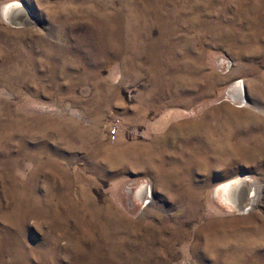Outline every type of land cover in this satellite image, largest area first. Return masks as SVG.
Returning a JSON list of instances; mask_svg holds the SVG:
<instances>
[{"label":"rangeland","instance_id":"obj_1","mask_svg":"<svg viewBox=\"0 0 264 264\" xmlns=\"http://www.w3.org/2000/svg\"><path fill=\"white\" fill-rule=\"evenodd\" d=\"M0 264H264V0H0Z\"/></svg>","mask_w":264,"mask_h":264},{"label":"bare ground","instance_id":"obj_2","mask_svg":"<svg viewBox=\"0 0 264 264\" xmlns=\"http://www.w3.org/2000/svg\"><path fill=\"white\" fill-rule=\"evenodd\" d=\"M19 7L21 8V6L19 4L12 5L11 7H9L7 15H6V17L10 18V19L12 18L11 16H13V19L15 20L14 23L19 22V18L23 15V13L21 14V9ZM26 13H27V11H26ZM10 14H11V16H10ZM243 90H242L241 83H239V82L236 83L234 85V87L231 89V91L229 92L231 99L235 100V101L240 100L241 103L243 104L245 101V96L243 94ZM250 185L251 184L247 180L239 178V179L230 181L229 183L225 184L222 188L220 187V189L217 188V190L214 192V195L217 196L218 193L221 192L222 199L224 200L225 203L230 204L231 206H233L238 211H242V212L246 213V212H249L250 210H252L254 208L256 202H257L256 201L257 197L253 196L254 191L252 189L248 190V187H252ZM148 188H146V191H142V192H145L146 195L148 192L151 191L150 188L149 189ZM142 189L144 190V188H142ZM219 190H220V192H219ZM150 193H148V194H150ZM145 200H146V198H145Z\"/></svg>","mask_w":264,"mask_h":264},{"label":"built area","instance_id":"obj_3","mask_svg":"<svg viewBox=\"0 0 264 264\" xmlns=\"http://www.w3.org/2000/svg\"><path fill=\"white\" fill-rule=\"evenodd\" d=\"M223 67L228 68L229 67V61L227 60H222L221 61ZM117 125L118 122H115L110 128L109 132H108V137L110 138V140H115L116 136H117ZM148 194V193H147ZM146 195V194H145ZM147 196V195H146Z\"/></svg>","mask_w":264,"mask_h":264},{"label":"water","instance_id":"obj_4","mask_svg":"<svg viewBox=\"0 0 264 264\" xmlns=\"http://www.w3.org/2000/svg\"><path fill=\"white\" fill-rule=\"evenodd\" d=\"M15 25H19V23H15Z\"/></svg>","mask_w":264,"mask_h":264}]
</instances>
